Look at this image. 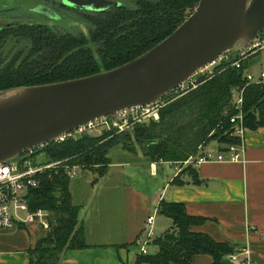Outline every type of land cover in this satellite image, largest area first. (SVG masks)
Returning <instances> with one entry per match:
<instances>
[{
	"label": "trees",
	"instance_id": "1",
	"mask_svg": "<svg viewBox=\"0 0 264 264\" xmlns=\"http://www.w3.org/2000/svg\"><path fill=\"white\" fill-rule=\"evenodd\" d=\"M199 3L200 0H135L132 7L119 5L85 16L89 35L59 32L45 25L21 27L20 35L23 39L32 38L35 46L31 56L0 71V91L74 80L120 67L173 34ZM236 59L237 55L231 54L221 61L215 75L206 81L198 79L196 87L185 92L178 88L166 94L160 120H150L122 133L107 129L102 135L86 132L62 142H51L45 148L50 160L70 157L73 163L82 164L85 172L96 173V182L108 172L112 163L110 150L116 144H123L136 154L133 141H138L146 161L180 164L199 154L209 140L222 145L237 143L231 123L235 114L231 108L232 89L246 86L247 73L245 61L239 68L232 66ZM244 100L245 126L264 128V84H249ZM213 131L217 132L212 134ZM192 166L186 165L173 182L183 185L187 173L193 184L200 183ZM41 178L40 185L30 192V206L34 211L51 212L53 222L33 249V264H58L64 251L88 246L87 234L83 221L79 220L81 207L74 203L70 191L72 179L63 171H52ZM160 203L159 214L170 217L173 227L154 238L152 245L158 249L140 254L137 264H192L197 253L210 255L215 264H232L226 257L239 249L206 233L191 231L203 217L190 215L182 202Z\"/></svg>",
	"mask_w": 264,
	"mask_h": 264
},
{
	"label": "crops",
	"instance_id": "2",
	"mask_svg": "<svg viewBox=\"0 0 264 264\" xmlns=\"http://www.w3.org/2000/svg\"><path fill=\"white\" fill-rule=\"evenodd\" d=\"M245 143L241 160L192 166L198 184L185 173V183L176 185L173 181L186 164L150 163L142 151L113 161L105 177L90 188L87 182L72 185V179L70 191L81 207L79 220L84 223L88 246L64 251L58 264H137L141 250L156 251L154 238L173 227V220L158 212L162 200L185 203L190 215L203 217L191 231L206 233L236 250L248 248L253 262L264 264V128L249 129ZM76 198L85 199L86 206ZM102 199L105 207L99 205ZM49 229L39 222L0 229V264H33V249ZM192 260V264H215L204 253Z\"/></svg>",
	"mask_w": 264,
	"mask_h": 264
},
{
	"label": "water",
	"instance_id": "3",
	"mask_svg": "<svg viewBox=\"0 0 264 264\" xmlns=\"http://www.w3.org/2000/svg\"><path fill=\"white\" fill-rule=\"evenodd\" d=\"M64 1L99 12L121 5ZM263 31L264 0H200L173 34L131 62L74 80L0 91V162L122 110L159 103L225 53L247 48Z\"/></svg>",
	"mask_w": 264,
	"mask_h": 264
},
{
	"label": "built area",
	"instance_id": "4",
	"mask_svg": "<svg viewBox=\"0 0 264 264\" xmlns=\"http://www.w3.org/2000/svg\"><path fill=\"white\" fill-rule=\"evenodd\" d=\"M264 50V31L257 39L251 42L247 48L235 52L237 58L232 66L241 67L243 61L248 56L257 54ZM233 52H227L220 57V60L228 59ZM233 55V56H234ZM218 60V61H220ZM207 65L201 69L189 81L181 85L182 91L190 90V86L185 90L186 84H192V80H196L200 72H203L211 65ZM213 76L210 75V77ZM247 84L245 87H235L232 89L233 102L231 108L235 109V114L231 117V123L234 125V136L238 139L235 144H227L222 150L215 152L208 150L202 154L191 156L184 162L186 165L192 164L198 166L202 163L216 162L223 160L237 161L241 160L246 149L245 136L248 128L245 126V115L243 114L244 92L249 84H264V68L259 75L249 72L246 75ZM195 86V85H193ZM178 90V89H177ZM176 91V90H175ZM164 106L163 101L150 104V106H137L135 108L122 110L113 116L101 118L88 125L80 126L78 129L65 133V136L54 142L65 141L69 137H79L82 133L103 134L104 130H111L113 133H122L125 130H134L138 125L148 123L150 120H160V109ZM225 115L229 117V112L225 111ZM51 143L37 145L28 149L14 159L6 162H0V229H10L19 225L39 222L46 230L51 228L50 214L45 209L34 211L30 206L31 190L37 188L41 183V177L53 172L63 171L69 178L74 179L79 175V171L83 169V165L73 163L72 158L63 160H48L43 162H35L38 152L46 151L45 148ZM47 152V151H46ZM154 216L150 217L149 224L152 225ZM147 254V247L141 250ZM227 259L232 260L236 264H255L250 258L248 248H240L238 252L230 254Z\"/></svg>",
	"mask_w": 264,
	"mask_h": 264
},
{
	"label": "rangeland",
	"instance_id": "5",
	"mask_svg": "<svg viewBox=\"0 0 264 264\" xmlns=\"http://www.w3.org/2000/svg\"><path fill=\"white\" fill-rule=\"evenodd\" d=\"M119 3L124 4L123 1ZM67 10L68 9H66L65 7L63 8L62 6L61 7L58 6L56 3H54L53 0H0V26L4 27L9 24L13 26H17L18 24L30 23L33 20L35 22L49 24L51 26L58 27L60 29L62 28L68 32H73L75 34L83 33L89 35L87 22L84 21L81 18V16H79L78 13L73 14L71 13L72 11H67ZM234 54L236 53L233 52L232 55ZM221 61L222 60L218 61L214 65L209 66L208 68H206L205 71L200 72L197 78L199 77L198 79H200V81H206V79L209 80L210 75L212 74L215 75L216 73L215 68L218 67V65H220ZM244 66L246 73L253 72L255 75H259L262 72V69L264 68V50L257 54L248 56V59H246L244 62ZM192 81H194L192 82V84L185 85L184 87L185 90H187L189 86L196 87L198 82L196 83V80H192ZM163 103L165 105L166 101H163ZM216 132L217 131H213L212 134ZM209 141L210 142L207 144L208 146L207 149L209 148V150L211 151L219 150V148L221 147L223 149V147L225 146V144L223 145L218 144L217 140L214 141L209 140ZM141 146L138 141L137 143L133 141V147H135V150L138 153L140 151H142L143 153ZM203 147L206 148V145L203 144ZM36 156H37L35 159L36 163L48 161L50 159L49 154L46 151L38 152ZM109 156L111 162H113L115 160L117 161L121 160L123 156L135 157L136 154L132 153L129 149L124 147L123 144H116L115 146L111 147ZM167 167L170 168L171 166H167ZM96 178H97L96 173L90 171L85 172L84 170H80L77 178H74L75 180L73 181L72 185L81 182H87L90 188L91 183L95 182ZM127 179H129V177H127ZM76 196H78V194H76ZM103 196L105 195L103 194ZM76 201L77 202L80 201L83 206H86L87 204V201L83 198H80V200L79 198H76ZM99 205L100 207H105L103 203V199L99 202ZM49 214H50V221L52 223L53 214L51 212H49Z\"/></svg>",
	"mask_w": 264,
	"mask_h": 264
},
{
	"label": "flooded vegetation",
	"instance_id": "6",
	"mask_svg": "<svg viewBox=\"0 0 264 264\" xmlns=\"http://www.w3.org/2000/svg\"><path fill=\"white\" fill-rule=\"evenodd\" d=\"M53 1L58 6L60 7L62 6L63 8L65 7L66 9H68L67 11H72L71 13L73 14L78 13L79 16H81V18L84 21H87V19H85V16H89L91 14H95L96 12H99L90 7L88 8L87 6H82V7L70 6L64 0H53ZM110 1H117V2L123 1L124 4H121V5L129 6V7H132L135 3V0H110ZM74 2L79 3V5L82 4V2H80L79 0H74ZM33 25L35 26L45 25V26L54 28L58 30L59 32L61 31L68 32L62 28L60 29L58 27H54L49 24L35 22L33 20L30 23L18 24L17 26H13L11 24L4 26V27L0 26V39H1L0 40V71L4 70L5 67L7 68L9 65L13 64L14 62H16L15 65L19 64V61L22 60L23 57L31 56L33 52V48L35 46L34 41L32 42L31 40L32 38H29V40L23 39V36L20 35V28L24 26L31 27ZM70 33L75 34L73 32H70ZM76 34H80V33H76Z\"/></svg>",
	"mask_w": 264,
	"mask_h": 264
}]
</instances>
